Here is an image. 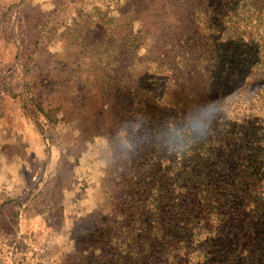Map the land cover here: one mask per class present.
<instances>
[{"label": "trees", "instance_id": "1", "mask_svg": "<svg viewBox=\"0 0 264 264\" xmlns=\"http://www.w3.org/2000/svg\"><path fill=\"white\" fill-rule=\"evenodd\" d=\"M166 4L169 52L137 71L116 113L107 93L106 191L80 252L88 264H264V0Z\"/></svg>", "mask_w": 264, "mask_h": 264}, {"label": "rangeland", "instance_id": "2", "mask_svg": "<svg viewBox=\"0 0 264 264\" xmlns=\"http://www.w3.org/2000/svg\"><path fill=\"white\" fill-rule=\"evenodd\" d=\"M166 3L0 0V264L89 263L80 251L111 161L107 93L116 113L137 71L169 52Z\"/></svg>", "mask_w": 264, "mask_h": 264}, {"label": "clouds", "instance_id": "3", "mask_svg": "<svg viewBox=\"0 0 264 264\" xmlns=\"http://www.w3.org/2000/svg\"><path fill=\"white\" fill-rule=\"evenodd\" d=\"M222 99H226V94L218 93L212 100H209L212 104H218Z\"/></svg>", "mask_w": 264, "mask_h": 264}]
</instances>
